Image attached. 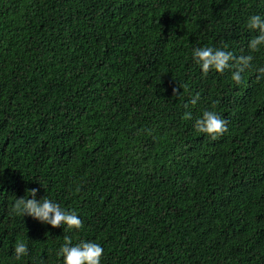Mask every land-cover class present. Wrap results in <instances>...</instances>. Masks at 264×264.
Masks as SVG:
<instances>
[{"label": "trees", "instance_id": "trees-1", "mask_svg": "<svg viewBox=\"0 0 264 264\" xmlns=\"http://www.w3.org/2000/svg\"><path fill=\"white\" fill-rule=\"evenodd\" d=\"M252 15L264 0H0V264H62L65 235L101 264H264ZM198 47L253 60L236 84L203 73ZM204 111L228 131L197 132ZM31 189L83 226L14 213Z\"/></svg>", "mask_w": 264, "mask_h": 264}, {"label": "clouds", "instance_id": "clouds-1", "mask_svg": "<svg viewBox=\"0 0 264 264\" xmlns=\"http://www.w3.org/2000/svg\"><path fill=\"white\" fill-rule=\"evenodd\" d=\"M247 27L257 32V35L250 39L248 47L252 52L259 51L264 45V18L260 15L250 16L247 20ZM192 58L205 74L210 70L222 73L226 69H233L231 79L236 84L242 82V73L250 68L253 60L252 55L236 57L231 52L212 47L193 49ZM257 71L260 74L257 78H264V68ZM178 91L179 89L174 88L173 95H176ZM192 103H196V99ZM183 118L191 120L192 113L186 112ZM227 123V120L221 118L215 111H204L202 117L196 119L194 127L197 132L206 134L215 140L228 131ZM37 191V189H31L25 197L15 198L12 211L22 217L31 216L43 224L51 225L53 228L66 226L68 229H80L83 226L81 219L75 212L66 211L47 197L38 201L36 198ZM63 239L64 243L58 253L63 258L62 264H101L103 248L99 244L81 241L73 245L69 236L65 235ZM27 252V244L23 240H17L14 246L15 257L19 259Z\"/></svg>", "mask_w": 264, "mask_h": 264}]
</instances>
